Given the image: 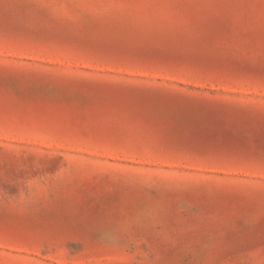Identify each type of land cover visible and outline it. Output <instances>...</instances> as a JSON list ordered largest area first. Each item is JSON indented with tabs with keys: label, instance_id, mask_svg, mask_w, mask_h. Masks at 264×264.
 Instances as JSON below:
<instances>
[{
	"label": "rangeland",
	"instance_id": "374dc122",
	"mask_svg": "<svg viewBox=\"0 0 264 264\" xmlns=\"http://www.w3.org/2000/svg\"><path fill=\"white\" fill-rule=\"evenodd\" d=\"M0 264H264V0H0Z\"/></svg>",
	"mask_w": 264,
	"mask_h": 264
}]
</instances>
